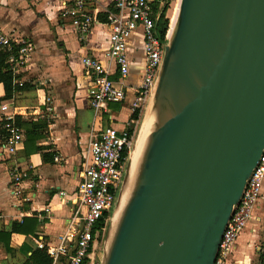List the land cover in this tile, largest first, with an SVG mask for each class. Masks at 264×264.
Instances as JSON below:
<instances>
[{"label": "water", "instance_id": "water-1", "mask_svg": "<svg viewBox=\"0 0 264 264\" xmlns=\"http://www.w3.org/2000/svg\"><path fill=\"white\" fill-rule=\"evenodd\" d=\"M169 39L154 132L103 264H213L264 147V0H180Z\"/></svg>", "mask_w": 264, "mask_h": 264}, {"label": "crops", "instance_id": "crops-1", "mask_svg": "<svg viewBox=\"0 0 264 264\" xmlns=\"http://www.w3.org/2000/svg\"><path fill=\"white\" fill-rule=\"evenodd\" d=\"M64 1L0 0V29L7 38L26 40L34 46L25 65L7 62L17 76L15 84L28 88L17 91L11 99H3L0 83V105L8 103L14 120L18 117L21 122L32 123L39 134L28 141L25 130L17 127L22 142L10 151L0 122V231L10 232L13 223L21 224L23 220H27L24 228L28 231L11 233L10 253L0 243V264H21L37 248L38 241L47 248L60 244V238L75 223V192L83 176L90 132L109 125L122 130L131 116V94L122 103H110L106 110L94 112L80 66V58L86 55L105 64L108 32L104 11L113 10L109 0H88L99 24L83 37L62 15ZM142 41L137 29L127 42L129 75L125 83L132 87L138 84L144 64ZM13 50L16 55V45ZM16 170L26 172L18 196L12 194L10 185ZM60 192L65 195L60 196ZM263 243L264 185L227 264H258ZM56 264H63L62 259Z\"/></svg>", "mask_w": 264, "mask_h": 264}, {"label": "built area", "instance_id": "built-area-1", "mask_svg": "<svg viewBox=\"0 0 264 264\" xmlns=\"http://www.w3.org/2000/svg\"><path fill=\"white\" fill-rule=\"evenodd\" d=\"M154 0H109L113 10H105V25L107 29L108 48L104 54L105 64L95 56H82L80 66L87 83V96L94 112L106 110L110 103H122L128 94L132 95L130 111L140 110L153 87L162 62L165 48V38L160 41L155 29L159 13L153 11ZM88 0H65L62 15L69 20L70 26L80 37L87 35L93 25L99 24ZM139 29L142 34V53L144 64L140 80L136 86L125 83L129 75L127 42L132 33ZM168 31V30H167ZM167 34V33H166ZM17 46L16 55L13 47ZM0 46L5 47L10 55L8 64L25 65L28 56L34 51V46L26 40L7 38L0 29ZM13 52V53H12ZM113 66V72L110 71ZM117 74L116 78L111 76ZM8 103L0 105V122L6 135L5 140L15 150L22 142V134L14 122L13 112ZM128 125L117 130L107 126L89 134L82 164V179L75 192V208L67 232L60 238V244L48 248L52 255V264L61 258L63 264H93L91 258L98 236L105 230L109 216L114 209L116 198L128 162L129 151L133 143L134 131H129ZM26 176L25 171L16 170L12 174L10 185L12 194L21 193L20 183ZM264 185V147L256 166L251 171L238 204L234 208L223 231L217 254L213 264H227L228 256L234 246L237 236L250 218L253 208L261 196ZM60 192V196H64ZM103 222L100 229L99 223ZM76 239V242H75ZM37 242V248H42ZM72 253L69 254L70 250ZM86 260V261H85Z\"/></svg>", "mask_w": 264, "mask_h": 264}, {"label": "trees", "instance_id": "trees-1", "mask_svg": "<svg viewBox=\"0 0 264 264\" xmlns=\"http://www.w3.org/2000/svg\"><path fill=\"white\" fill-rule=\"evenodd\" d=\"M160 1L161 0H154L153 3L151 4V7L153 11L159 13V17L157 19L155 29L157 31V36L159 40L163 41L167 33V30H168V33L170 32L169 30L170 20H169V29H168V20L167 18H165V15H164L167 9L169 0H164L165 4L162 8H159ZM9 55H10V52L6 48L4 47L0 48V83L2 84L3 89H4L3 99H11L17 91L28 88V86L24 84L21 86H18L17 84H15V80L17 76L12 73V71L9 68V65L7 64ZM139 116H140L139 109H136L134 112L131 113L130 120H132V123H130L129 125L130 132L134 131L135 121L139 119ZM14 121L17 127L23 128V130H25V135L28 141H31L39 136V134L33 128L32 123L21 122L18 117H16ZM25 149L27 150V145L25 146ZM26 222L25 220H23L21 224L13 223L12 229L10 232L0 231V243L3 245L4 250L6 252L8 253L11 252V248L9 247L11 233H22V234L28 233L27 228H24ZM98 227L100 229L103 228L102 221L99 223ZM258 256H259L258 264H264V243L258 252ZM52 261H53L52 255L49 253L48 248L43 246L42 248L34 249L21 264H52Z\"/></svg>", "mask_w": 264, "mask_h": 264}, {"label": "bare ground", "instance_id": "bare-ground-1", "mask_svg": "<svg viewBox=\"0 0 264 264\" xmlns=\"http://www.w3.org/2000/svg\"><path fill=\"white\" fill-rule=\"evenodd\" d=\"M179 4H180V0H179ZM178 14H179V7L175 15L173 24L170 28L168 38H172L175 32L178 23ZM141 120L142 121L139 131L136 134L135 141L133 142L128 155L127 173L130 176V178L135 176V174L139 171L140 167L145 162L148 145L152 137V134L154 132L155 111H154L153 98L150 100L149 108L147 110L145 109ZM122 210H123L122 208L121 209L117 208L116 210L113 211L110 217L108 232H107L108 248L111 246L114 235L116 233Z\"/></svg>", "mask_w": 264, "mask_h": 264}, {"label": "rangeland", "instance_id": "rangeland-1", "mask_svg": "<svg viewBox=\"0 0 264 264\" xmlns=\"http://www.w3.org/2000/svg\"><path fill=\"white\" fill-rule=\"evenodd\" d=\"M164 4H165V1L161 0L159 2V8H162L164 6ZM178 7H179V0H177V1L176 0H169L168 1L167 9H166L165 14H164L165 18H167V20H168V29H169V20H170V28H171L173 21L175 19V15L178 11ZM168 34L169 33L167 31V34H166L167 36L165 39V46H167L170 42V39L168 38ZM160 68H159L158 74L160 73V70H161ZM155 89H156V83H154L153 87L150 90L149 95L147 96L146 100L142 103V105L140 107V116H139V119H137L135 121V125H134L133 142L135 141L136 134L139 131L141 121H142L141 118L143 116V113H144L145 109L147 110L150 106V100L153 98L152 95L155 93ZM137 173L132 178H130L128 173H126V175L122 181V184H121L120 189H119L118 194H117L114 209L112 210V212L109 216L106 228L104 231H102L100 233V235L98 236V239L94 245L93 254L91 256V258L93 260V264H103L105 259H106V256L108 254L107 232H108L110 217H111L114 210H116L117 208L121 209L124 207L128 197L130 195L132 187L134 185L135 179L137 177Z\"/></svg>", "mask_w": 264, "mask_h": 264}]
</instances>
